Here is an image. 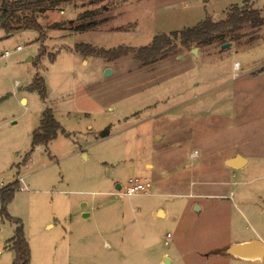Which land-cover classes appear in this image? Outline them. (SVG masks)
Wrapping results in <instances>:
<instances>
[{
    "label": "rangeland",
    "instance_id": "rangeland-1",
    "mask_svg": "<svg viewBox=\"0 0 264 264\" xmlns=\"http://www.w3.org/2000/svg\"><path fill=\"white\" fill-rule=\"evenodd\" d=\"M74 3L40 16L44 28L60 24L43 43L35 31L0 30V54L22 48L0 59V188L24 179L6 212L21 223L29 264H264L226 253L264 244V25L145 65L131 54L106 62L73 51L148 46L156 35L224 19L232 5L264 17V0ZM86 10L98 12L82 23L98 25L74 34ZM35 75L44 100L29 90ZM46 109L61 130L32 147ZM235 156L246 159L242 169L227 166ZM137 176L150 191L123 195ZM15 228L0 213V264L14 262Z\"/></svg>",
    "mask_w": 264,
    "mask_h": 264
},
{
    "label": "trees",
    "instance_id": "trees-1",
    "mask_svg": "<svg viewBox=\"0 0 264 264\" xmlns=\"http://www.w3.org/2000/svg\"><path fill=\"white\" fill-rule=\"evenodd\" d=\"M75 0H0V30L7 36L22 31H35L38 34V41L43 43L46 30L60 29V24H53L44 28L39 23L40 16L47 11H64L68 6L73 5ZM90 3H93L92 1ZM83 7V6H80ZM103 10V9H101ZM97 10H86L80 15L81 23L72 28V32H87L98 25L96 21L82 23L88 17L97 14ZM69 23V22H68ZM71 25V24H70ZM264 25V17L259 10L253 8L239 7L232 5L224 19L213 21L205 18L197 25L180 31H173L169 34H160L152 38L151 44L140 48L118 46L112 49L95 48L88 44H76L73 51L84 57H94L106 62H112L131 54L133 59L143 65L155 62L157 59L167 56L181 48H189L191 45L202 46L210 45L214 41H221L223 44L226 39L235 40L239 38L236 34L243 27L257 29ZM43 46L40 49V56L43 55ZM51 56L50 60H54ZM30 91H37L42 100L45 99L44 81L39 75H35L31 84ZM61 130L60 125L52 115V111L46 109L42 113L39 127L32 133V147L39 144L47 145L55 139ZM64 133V132H63ZM18 187V182H13L0 188L1 215L16 225L12 238V248L15 252L13 264H29L30 252L25 241L22 226L19 220H14L6 212V205L13 198L14 192Z\"/></svg>",
    "mask_w": 264,
    "mask_h": 264
},
{
    "label": "water",
    "instance_id": "water-1",
    "mask_svg": "<svg viewBox=\"0 0 264 264\" xmlns=\"http://www.w3.org/2000/svg\"><path fill=\"white\" fill-rule=\"evenodd\" d=\"M229 46L230 44L222 45V49H225ZM194 51L195 50H193V52ZM111 74L112 71L110 69H106L104 73V77H108ZM103 133L100 135V137H103ZM246 163H247L246 159L241 156H235L234 158H231L226 161L227 166L233 169H242L246 165ZM115 189L119 190L120 185L117 184L115 186ZM193 210L199 211L200 207L198 205H195ZM87 216L88 214H83L84 218H86ZM157 216L163 217L164 216L163 211L159 210L157 212ZM226 253L241 260H257V259L261 260L264 257V244L258 240L233 244L226 249ZM163 264H170V260L167 257L163 258Z\"/></svg>",
    "mask_w": 264,
    "mask_h": 264
},
{
    "label": "built area",
    "instance_id": "built-area-1",
    "mask_svg": "<svg viewBox=\"0 0 264 264\" xmlns=\"http://www.w3.org/2000/svg\"><path fill=\"white\" fill-rule=\"evenodd\" d=\"M20 49H21L20 46H17L15 48L16 51ZM10 53H11V50H5L2 54H0V59L6 58ZM238 68H239V64L235 63L234 70H237ZM17 182L20 184L21 183L23 184V179L20 178ZM122 189H123V195H126V196H132L135 194H147L151 189V183L148 181L147 178L137 176V177L128 179L124 183V186L122 187ZM166 237L171 238L169 234L166 235ZM165 244L167 245L168 242L165 241ZM1 254H2V251L0 250V255Z\"/></svg>",
    "mask_w": 264,
    "mask_h": 264
},
{
    "label": "crops",
    "instance_id": "crops-1",
    "mask_svg": "<svg viewBox=\"0 0 264 264\" xmlns=\"http://www.w3.org/2000/svg\"><path fill=\"white\" fill-rule=\"evenodd\" d=\"M69 22H71V20L69 21ZM2 31V30H1ZM87 32H89V31H87ZM74 33V32H73ZM85 33V32H84ZM74 34H77V33H74ZM73 34V35H74ZM78 34H80V33H78ZM13 35V34H12ZM22 50V48L20 49V50H18V51H16V50H11V53L6 57V58H8L13 52H19V51H21ZM2 54V53H1ZM6 58H4V59H6ZM3 60V59H2ZM32 59H28L27 61H31ZM235 64V63H234ZM106 68V67H105ZM106 69H108V68H106ZM233 69H234V66H233ZM24 100V99H23ZM26 102V101H25ZM100 138H103V137H100ZM51 142V141H50ZM82 156L84 157L85 155H83L82 154ZM23 185H24V179H23ZM159 210H162V209H159V208H157V212L159 211ZM163 211V210H162ZM163 214H164V216L163 217H165L166 215H167V213L165 212V211H163ZM89 216V215H88ZM87 216V217H88ZM245 242H249V241H244V242H241V243H245ZM2 255V254H1ZM0 255V256H1ZM169 260H170V264H173V259L172 258H170V257H167Z\"/></svg>",
    "mask_w": 264,
    "mask_h": 264
}]
</instances>
